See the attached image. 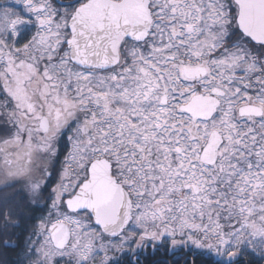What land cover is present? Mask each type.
<instances>
[{
  "label": "snow or ice",
  "instance_id": "obj_1",
  "mask_svg": "<svg viewBox=\"0 0 264 264\" xmlns=\"http://www.w3.org/2000/svg\"><path fill=\"white\" fill-rule=\"evenodd\" d=\"M0 186L20 264L264 259V0L0 2Z\"/></svg>",
  "mask_w": 264,
  "mask_h": 264
},
{
  "label": "flooded vegetation",
  "instance_id": "obj_2",
  "mask_svg": "<svg viewBox=\"0 0 264 264\" xmlns=\"http://www.w3.org/2000/svg\"><path fill=\"white\" fill-rule=\"evenodd\" d=\"M6 187L0 186V264H20V260L22 257L20 256V253L22 251V248L24 246V241L26 237L29 235L30 230L34 227L35 225V217H37V212L35 211L27 198V193L22 191L19 186L15 187H7L9 190L12 191V193L8 192H3V189ZM9 194H12V197H9ZM16 202L17 204H22V205H14L11 204V206H6L4 207L1 202ZM29 208L33 209V212L31 216L26 215V211ZM5 209H12L13 210V215L17 214V218H15L16 221H14L13 217H11L12 221L14 224H17L18 226H12L9 225L7 228L4 227V219H3V210ZM24 209V214H21V220L19 218L20 214L15 212L18 210H23ZM40 213V212H38ZM5 237L11 238L15 243H18L20 245L19 248L17 247H5L3 244V240Z\"/></svg>",
  "mask_w": 264,
  "mask_h": 264
},
{
  "label": "trees",
  "instance_id": "obj_3",
  "mask_svg": "<svg viewBox=\"0 0 264 264\" xmlns=\"http://www.w3.org/2000/svg\"><path fill=\"white\" fill-rule=\"evenodd\" d=\"M3 2V0H0ZM260 258V257H258ZM143 264H210L207 255H201L200 252L194 248L182 249L174 252H167L164 249H158L155 253L149 249L142 254ZM243 264H264L261 259L256 256L246 254L242 257Z\"/></svg>",
  "mask_w": 264,
  "mask_h": 264
},
{
  "label": "rangeland",
  "instance_id": "obj_4",
  "mask_svg": "<svg viewBox=\"0 0 264 264\" xmlns=\"http://www.w3.org/2000/svg\"><path fill=\"white\" fill-rule=\"evenodd\" d=\"M3 192H8V193H12V191L11 190H9V188H4L3 189V191H2V193ZM9 197L11 198L12 197V194H9ZM1 204L4 206V207H6V206H11V204H14V205H22V204H17L16 202H11V200L9 201V202H1ZM11 208H13L12 206H11ZM27 213H26V215L29 217V216H31V214H32V212H33V209L32 208H29L28 207V210H25ZM15 212H17V213H19L20 214V216H19V218L21 219V220H23V218H21V214H24V209L23 210H18V211H15ZM17 214H15V215H13L12 217H13V219H14V221H16L15 220V218H17V216H16ZM39 215H41V213H38L37 212V217L39 216ZM3 223H5L4 221H3ZM254 256H256V255H254ZM257 257V259H261V258H258L259 256H256ZM262 261H263V263H264V259H261Z\"/></svg>",
  "mask_w": 264,
  "mask_h": 264
}]
</instances>
